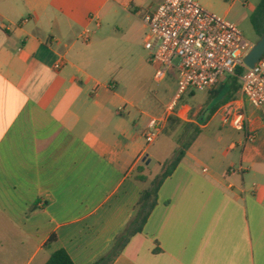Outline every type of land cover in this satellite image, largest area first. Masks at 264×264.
I'll return each mask as SVG.
<instances>
[{
	"label": "crops",
	"instance_id": "obj_1",
	"mask_svg": "<svg viewBox=\"0 0 264 264\" xmlns=\"http://www.w3.org/2000/svg\"><path fill=\"white\" fill-rule=\"evenodd\" d=\"M164 1L0 0V221L34 244L28 264L61 248L94 264L160 172L136 179L165 109L143 108L118 79ZM210 102L182 105L176 118L202 132L113 264H264V107L245 104L244 131L205 134L222 115L200 119Z\"/></svg>",
	"mask_w": 264,
	"mask_h": 264
},
{
	"label": "built area",
	"instance_id": "obj_2",
	"mask_svg": "<svg viewBox=\"0 0 264 264\" xmlns=\"http://www.w3.org/2000/svg\"><path fill=\"white\" fill-rule=\"evenodd\" d=\"M144 21L147 26L144 46L149 60L157 65L155 80L164 81L173 68L177 72V88L165 106L163 117L152 118L145 130L147 143L158 139L171 117L182 115L186 95L217 89L226 76L236 75L239 67L245 68L238 77L239 94L222 105V123L244 131L245 104L257 109L264 107V54L254 67L245 64L244 57L253 45L238 25L208 11L196 0H165L146 14ZM254 137V133L248 136Z\"/></svg>",
	"mask_w": 264,
	"mask_h": 264
},
{
	"label": "rangeland",
	"instance_id": "obj_3",
	"mask_svg": "<svg viewBox=\"0 0 264 264\" xmlns=\"http://www.w3.org/2000/svg\"><path fill=\"white\" fill-rule=\"evenodd\" d=\"M151 6H157L162 0H146ZM208 11L224 16L228 20L236 23L243 32L244 37L254 45L260 36L255 31L251 23V15L257 7L260 0H239L233 7L231 12L226 15L231 0H196ZM148 51L144 49V44H137L132 51L128 52L127 59L124 63L118 80L121 82V89L126 95L133 97L137 104L141 103L143 108L151 109L152 107L161 114L165 109L164 104L170 100L174 94L177 85V73L175 69H171L168 77L158 82L155 80L157 66L148 60ZM178 62V58L174 60ZM212 92L195 91L194 94L186 95L182 100V105L198 106L203 104L206 107L210 101ZM218 101L212 99L210 104H216ZM209 113L205 114L208 117ZM222 123V115H220L213 124L204 129L205 134L220 133L219 129ZM186 123L181 120L167 121L162 134L151 145L149 154H151L152 162L150 170L145 174L153 178L160 170L161 163L171 160L175 154L179 142L187 140L189 136H184ZM223 129V128H222ZM144 131L143 128H140ZM229 133H237L232 128H227ZM144 146L148 145L145 136H143ZM29 238L18 231L14 232L8 227V221H0V264H28L30 256L33 254L29 246ZM26 243V244H24ZM42 254L37 256L30 264H40Z\"/></svg>",
	"mask_w": 264,
	"mask_h": 264
},
{
	"label": "trees",
	"instance_id": "obj_4",
	"mask_svg": "<svg viewBox=\"0 0 264 264\" xmlns=\"http://www.w3.org/2000/svg\"><path fill=\"white\" fill-rule=\"evenodd\" d=\"M251 23L261 37L264 35V0H260L254 12L251 15ZM244 67H239L236 71V75H228L224 81L218 86L217 89L211 90L212 94L210 101L216 99L218 102L216 104H210L209 107L205 108L201 114L200 119L205 122L210 116H212L220 106L227 103L231 99L235 98L238 91L240 90L239 76L244 72ZM209 113L208 117H205L206 113ZM179 120L176 117H171L169 121ZM202 128L196 126L192 123L186 125L183 135L189 136L187 140L183 138L179 142L173 158L165 163H163L160 172L152 179L150 186L145 188L137 202L135 215L124 228V230L116 237L112 248L102 256L94 264H113L117 257L122 253L126 245L129 243L132 236L141 232L147 223L151 213L155 209L158 203V192L163 183L167 178H169L176 170L179 163L186 156L188 149L191 147L196 138L201 134ZM145 167L139 166L136 179L142 182H147L149 177L144 173ZM57 240V236L52 235L47 246L52 244ZM45 264H76L69 254V252L64 249H58L51 254L49 259Z\"/></svg>",
	"mask_w": 264,
	"mask_h": 264
},
{
	"label": "water",
	"instance_id": "obj_5",
	"mask_svg": "<svg viewBox=\"0 0 264 264\" xmlns=\"http://www.w3.org/2000/svg\"><path fill=\"white\" fill-rule=\"evenodd\" d=\"M264 54V35L253 45L248 54L244 57L245 64L252 68ZM150 162V161H148Z\"/></svg>",
	"mask_w": 264,
	"mask_h": 264
}]
</instances>
